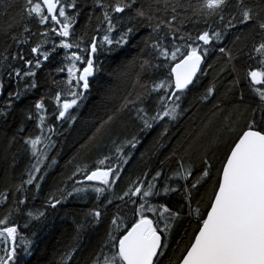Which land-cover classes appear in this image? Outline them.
Instances as JSON below:
<instances>
[{"label":"snow or ice","instance_id":"6c2138e0","mask_svg":"<svg viewBox=\"0 0 264 264\" xmlns=\"http://www.w3.org/2000/svg\"><path fill=\"white\" fill-rule=\"evenodd\" d=\"M155 3V8L148 5L145 9L142 4L137 6V0H111L109 3L95 0V4L102 10L101 16L96 18L98 23L95 32L99 39L98 35L91 36L87 47L82 49V38H77L75 43L71 42L73 25L80 14L79 0H23L21 19L35 18L38 25L44 28L39 33L42 39L30 47L29 54H25L22 48L11 53L8 47L4 48L0 53V69L7 73L9 79L25 81L24 91L30 90L37 86L36 69L41 68L58 49L72 50L70 56H65L67 64L57 69L60 73L67 72L65 84L68 89L67 93L57 91L52 98L58 113L55 114L57 121L70 122L76 119L70 110L78 108L80 102L86 99L85 92L90 87L89 78L99 70L94 54L105 47L112 52L129 44L139 24L145 21L151 33L142 41L144 48H150L149 55L161 63L153 64L145 59L141 68L167 69L163 79L142 85L145 90L143 93L134 98L131 94L124 97V102L117 109L118 112L134 114L130 118L138 125L137 133L123 140L119 137L113 139L110 153L91 168L87 164L76 165L64 181L65 187L58 189L59 196H50L46 207L55 209L74 194L87 196L92 192L96 195L97 205L87 213V217L89 223H98L102 210L113 206L115 201L132 206L133 214L131 218H126L122 215L120 205H115L116 213L111 217L106 237L92 253L90 264H160V258L166 255L165 250L169 247L170 235L184 219L191 226L188 244L180 249V254L170 264H264V6H250L248 0H198L195 5L191 4V0H155ZM128 13H131L128 21L136 23L120 27L118 17ZM187 21H202L205 30L193 37L191 33L183 31ZM238 26H242L241 31L246 29L249 35L260 37L259 42L253 41L247 53L248 59L256 60L258 67H250L244 76L259 103L255 108L238 107L237 118L229 119L224 130L210 141V144L221 142L225 132L230 137L219 166L205 152L199 167H194L190 161L181 157L175 172L168 175L165 161H160L158 169L147 168L131 180L121 194L112 198L114 186L121 179L124 166L132 158L131 149H135L139 143L138 135L165 121L167 123L160 133L161 138L168 132V123L176 121L187 111L182 108V97L196 86L204 73L203 65L210 49L222 43L228 32L237 30ZM117 32L118 36L115 35ZM23 33L36 35L27 25ZM12 39L17 46L29 42L27 38L21 40L16 36ZM239 39L237 35L236 40ZM83 52H87V55H82ZM218 53L225 59V66H231V71L238 73L236 65L239 56L233 48L218 47ZM212 67L208 65V68ZM240 83L241 79L237 76L234 84ZM3 86L0 81V91ZM214 91L215 85H210L200 99L208 101ZM22 94L19 87L17 91L10 92L7 104L0 106L5 109L0 111V115H7V109ZM153 94L156 96L154 112L145 107L146 99ZM34 108L41 134L25 140L34 162L27 169V179L15 188V192L20 193L26 191L25 185L34 184L39 189V181L44 179L41 174L44 166L51 167L56 163L55 158H52L51 164L46 165L48 153L55 147L52 135L57 130L49 126L48 134H45V116L40 114L46 111L44 97L36 101ZM257 111L261 113L259 118L256 116ZM27 119H33V113L29 112ZM112 119V116L108 117V121ZM170 158L166 157V160ZM78 175L82 179H75ZM68 181H72L71 190ZM96 182L100 186H96ZM209 183L211 187L204 201L200 189ZM177 192L182 194L184 203L176 210L167 202L153 203L157 198L166 200L168 194ZM8 197V192H5L0 198L7 203ZM26 199V196L19 199L17 204L23 205ZM14 212L19 213L20 208L17 206L9 209L0 218V238L5 242L0 264H26L24 257L32 254L34 241L19 234L18 225L10 220ZM27 215L36 222L46 218V213L39 210L29 211ZM83 227L80 225L77 228L78 235ZM32 235L35 236V233ZM76 250L73 247L66 252L61 258V264H66Z\"/></svg>","mask_w":264,"mask_h":264},{"label":"trees","instance_id":"16d2710c","mask_svg":"<svg viewBox=\"0 0 264 264\" xmlns=\"http://www.w3.org/2000/svg\"><path fill=\"white\" fill-rule=\"evenodd\" d=\"M104 2L109 3L111 0H104ZM197 2L198 0H191L192 5ZM22 3L23 0H0V53L8 47L9 53L20 51L22 48L25 54H29L30 47L35 46L42 39L39 33L44 31V28L38 25L35 18L21 19ZM79 3L80 14L73 25L74 35L71 42L75 43L77 38H82L83 42L80 46L83 49L87 47L91 36L98 35L95 32L98 23L96 18L101 16L102 10L95 4V0H79ZM248 3L250 6H264V0H248ZM9 4L12 6L7 7ZM141 4L145 6V9L148 5L156 7L155 0H137V6ZM69 11L71 14V10ZM128 15L131 13L118 17L121 21L120 27L132 26L136 23L135 21L129 22ZM25 25L36 35L28 36L23 33ZM241 28L242 26H238L237 30H230L222 43L210 49L206 63L203 65L204 73L201 74L196 86L182 97V108L187 111L176 121L168 123V132L161 138L160 133L163 132L165 123H167L165 121L138 135L139 143L135 149H131L132 158L124 166L121 179L114 186L112 198L121 194L131 180L141 175L147 168L158 169L160 161H165L168 175L175 172L177 162L181 157L190 161L194 167H199L201 157L205 152L216 166H219V160L224 155L230 137L225 132L221 142L210 144V141L224 130L229 119L237 118L236 109L238 107L241 109L244 106L255 108L259 103L244 76L250 67H258L257 61L248 59L247 53L253 41L259 42L260 37L249 35L246 29L241 31ZM204 30L205 26L202 21L199 23L187 21L183 28L184 32L191 33L193 37ZM150 33L151 28L145 21L139 24L138 31L129 44L112 52L105 47L104 50L94 54L99 70L89 78L90 87L85 92L86 99L80 102L78 108L70 110L76 117L70 122H60L55 119V114L58 113L52 98L57 91L62 93L68 91L65 84L67 72L60 73L57 69L67 64L65 56H70L72 50L58 49L57 53L44 62L41 68L36 69L37 86L30 90L24 91L25 81L17 82L15 78L9 79L7 73L0 69V81L4 85L0 91V106L7 104L10 92L17 91L18 87L23 91L21 98L14 100L13 106L7 109V115H0V197L5 192L9 194L7 203L0 198V218H3L9 209H15L17 206L20 208V212H14L10 220L18 225L20 235L34 241L32 254L24 257L26 264H61V258L73 247L77 250L72 254L71 259L66 261V264H90L92 253L106 237L111 217L116 213L115 205H120L123 210L122 215L131 218L132 206L115 201L113 206L102 210L98 223L94 221L89 223L87 213L97 205L96 195L92 192H89L87 196L74 194L55 209L46 207V201L50 196H59L58 189L65 187L64 181L75 170L76 165L87 164L91 168L98 160L110 153L113 139L119 137L123 140L137 133L138 125L130 118L134 114L127 111L118 112L117 109L124 102V97L131 94L134 98L145 91L142 85L158 81L167 75V69L163 67L157 69L145 66L144 69L141 68V63L145 59L153 64L161 63L149 55L150 48H144L142 41ZM115 35L118 36L119 32ZM237 35L240 36L239 40H236ZM13 36L21 40L27 38L29 42L17 46L12 39ZM170 39L169 37L168 40ZM224 46L233 48L234 53L239 56V62L236 65L238 73H233L231 66L226 67L225 59L219 56L218 47ZM142 49L144 51H141ZM81 54L86 56L87 52ZM13 64L19 66L15 62ZM209 64L213 67L208 68ZM221 68H224V71H221ZM237 76L241 79L239 85L234 84ZM213 84L215 85L213 96L208 101H202L201 94ZM241 94H243L242 103ZM41 97H44L46 108L44 113H40L45 116V134H48L49 126L57 130L56 134L52 135L55 147L49 151L46 165L51 164L52 158H55L56 163L51 167L44 166V171L41 173L44 179L39 181V189L33 184L25 185L26 191L23 193L15 192L16 186L22 180L27 179V169L34 162L25 140L41 134L34 108L36 101ZM155 101L156 96L153 94L146 99L145 107L154 112ZM4 110L0 107V111ZM29 112L33 113L31 120L27 119ZM260 115L261 113L257 111V118ZM109 116L113 117L111 121H108ZM97 129L100 131L98 132ZM166 157L171 158L166 160ZM75 179H82V176L78 175ZM71 183L72 181H68L69 190H71ZM96 186H100L99 183H96ZM210 187L209 183L200 189V195L204 201L207 199L206 193ZM25 196L27 197L25 203L18 205L17 201L24 199ZM103 199L104 196L101 197V200ZM158 202H167L173 210L184 203L180 192L168 194L166 200L157 198L153 201V203ZM38 210L44 211L46 218L42 222L30 220L27 213ZM80 225L84 227L78 235L77 228ZM33 233L35 236L32 235ZM190 233L191 226L187 219L175 226V231L171 234L173 238L165 250L166 255L160 258V264H170V261L175 260V257L180 254V249L188 244ZM4 247L5 242L3 238H0V255L4 254Z\"/></svg>","mask_w":264,"mask_h":264},{"label":"rangeland","instance_id":"374dc122","mask_svg":"<svg viewBox=\"0 0 264 264\" xmlns=\"http://www.w3.org/2000/svg\"><path fill=\"white\" fill-rule=\"evenodd\" d=\"M172 238H173L172 235H170L169 240H168V243L170 242V240H172Z\"/></svg>","mask_w":264,"mask_h":264},{"label":"water","instance_id":"95a60500","mask_svg":"<svg viewBox=\"0 0 264 264\" xmlns=\"http://www.w3.org/2000/svg\"><path fill=\"white\" fill-rule=\"evenodd\" d=\"M96 183H98V182H96Z\"/></svg>","mask_w":264,"mask_h":264}]
</instances>
